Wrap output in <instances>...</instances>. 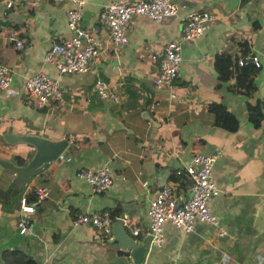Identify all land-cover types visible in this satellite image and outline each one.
I'll return each instance as SVG.
<instances>
[{
    "label": "crops",
    "instance_id": "obj_1",
    "mask_svg": "<svg viewBox=\"0 0 264 264\" xmlns=\"http://www.w3.org/2000/svg\"><path fill=\"white\" fill-rule=\"evenodd\" d=\"M107 1L84 0L80 25L97 38L100 52L77 73H60L42 59L52 41L73 35L65 18L68 0H15L9 8L0 2V63L11 73L0 90V189L14 176L2 162L23 164L34 151L13 134L67 140L21 190L0 198V264H132L129 252L73 217L107 209L123 218L131 235V226L145 228L146 207L162 184L185 190L188 183L173 175L185 173L176 169L196 152L213 151L219 152L212 178L220 191L208 205L222 233L203 219L186 232L164 223L161 245L149 246L142 264H264V62L235 64L243 52L264 51V0H177L170 16L133 14L125 24L127 41L117 51L100 20ZM191 10L212 18L197 38L181 41L174 78L155 86L158 62L150 55L179 38ZM11 28L22 39L18 46L7 36ZM221 52L227 59L215 62ZM36 70L57 79L61 100L40 108L25 101L23 79ZM96 78L114 87L116 100L92 93ZM212 101L225 107L235 127L214 122ZM101 164H107L111 183L93 192L75 173ZM36 185L47 187V197H34ZM21 195L35 206L25 232L16 225Z\"/></svg>",
    "mask_w": 264,
    "mask_h": 264
},
{
    "label": "built area",
    "instance_id": "obj_2",
    "mask_svg": "<svg viewBox=\"0 0 264 264\" xmlns=\"http://www.w3.org/2000/svg\"><path fill=\"white\" fill-rule=\"evenodd\" d=\"M65 11L66 24L73 31V35L63 40L52 41L43 53L44 62L51 64L60 73H77L87 70L88 62L100 52L97 38L80 25L81 8L84 0H68ZM6 7H11L15 0H0ZM177 0H109L102 5L100 20L105 27V38L113 51H117L127 41L125 24L133 14H143L153 19H160L176 12ZM212 15L205 10H191L182 18L181 33L178 39L167 40L159 52H153L151 59H157L154 85L161 86L170 82L177 73L181 54L180 44L183 40H194L204 29L205 23ZM9 39L15 46L21 44L17 31L11 28L7 31ZM85 44H81V40ZM264 62V51H246L235 59L237 66L251 65L259 67ZM11 82L10 69L0 63V90ZM92 93L101 98L117 99L113 86H109L103 79L96 78L92 83ZM171 96L177 97L173 92ZM23 96L25 101L35 107H43L53 100H61V93L57 79L50 77L41 70H36L23 79ZM219 156L218 151L196 152L185 162L176 173L184 172L189 183L182 192L175 191L170 183L162 184L149 200L146 207L147 222L145 228L131 226L129 231L135 239L146 234L150 235L149 246H160L163 241V224L170 223L181 231L193 229L196 219L211 222L217 227V233L222 230L209 209V200L220 191L212 178V166ZM78 179L88 182L93 192L104 191L111 183V174L107 164H101L91 170L80 168L75 173ZM31 193L39 201L47 197L46 186L36 185ZM33 202L21 195L18 205L16 225L19 232L30 228L31 216L34 213ZM115 217L107 209L92 212L77 213L73 218L75 224L87 223L94 228L103 230L110 238L108 230ZM122 218V217H121ZM123 221V218H122Z\"/></svg>",
    "mask_w": 264,
    "mask_h": 264
},
{
    "label": "water",
    "instance_id": "obj_3",
    "mask_svg": "<svg viewBox=\"0 0 264 264\" xmlns=\"http://www.w3.org/2000/svg\"><path fill=\"white\" fill-rule=\"evenodd\" d=\"M13 135L15 140L17 139L30 143L34 148V151L23 164L17 165L11 161L2 162L3 165L13 170L14 176L10 179L5 188L0 189V198L10 196L21 190L23 184L34 170L42 163L54 160L67 144V140L63 137L50 139L40 134L28 132ZM96 231L98 233L101 232L106 236V233H104L103 230L97 228ZM108 234L111 238L107 239L106 237V239L110 245L129 252L132 264L143 263L146 252L149 249V234H146L140 239H135L125 230L121 217L114 218L108 230ZM113 242H115V244H113Z\"/></svg>",
    "mask_w": 264,
    "mask_h": 264
},
{
    "label": "trees",
    "instance_id": "obj_4",
    "mask_svg": "<svg viewBox=\"0 0 264 264\" xmlns=\"http://www.w3.org/2000/svg\"><path fill=\"white\" fill-rule=\"evenodd\" d=\"M224 59L226 58L227 59V55L223 52L221 53H218L217 56H216V59H215V62H217V60L219 59ZM223 67V66H222ZM251 67V66H250ZM224 70V67L221 68L219 67L218 65V72L221 73L222 71ZM208 109L210 111H213L214 112V115H215V118H214V122L215 123H220L221 119H222V122H223V125L224 126H228L230 128H233L235 127L234 125V118L230 116V114L227 113V110L225 109V107L219 103V102H215V101H212L208 104ZM254 123H257L258 120L256 121H253ZM175 177V179L179 180L180 183H182V185H184L185 183H189V180L187 178L186 175H180V177H176L177 174H173ZM29 199V198H28ZM111 214V212H109ZM112 215H117V214H112Z\"/></svg>",
    "mask_w": 264,
    "mask_h": 264
}]
</instances>
